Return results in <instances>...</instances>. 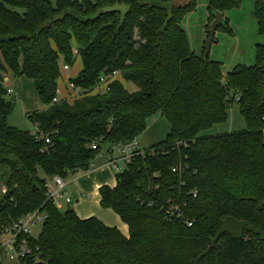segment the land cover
<instances>
[{
	"label": "trees",
	"instance_id": "obj_1",
	"mask_svg": "<svg viewBox=\"0 0 264 264\" xmlns=\"http://www.w3.org/2000/svg\"><path fill=\"white\" fill-rule=\"evenodd\" d=\"M240 1L209 0L207 27L212 10ZM196 2L0 0V234L36 211L45 218L29 244L50 264H264V7L255 0L256 63L223 77L221 62L195 54L181 26ZM77 56L81 68L69 80L79 95L53 101L60 61ZM7 74L33 80L39 109L26 118L49 143L8 124ZM101 77L106 87L96 91ZM233 101L245 128L201 135L226 120ZM156 113L169 122L166 137L98 189L128 236L49 198L39 170L51 180L87 171L104 145L137 139Z\"/></svg>",
	"mask_w": 264,
	"mask_h": 264
},
{
	"label": "rangeland",
	"instance_id": "obj_2",
	"mask_svg": "<svg viewBox=\"0 0 264 264\" xmlns=\"http://www.w3.org/2000/svg\"><path fill=\"white\" fill-rule=\"evenodd\" d=\"M209 0H197L195 8L184 14L181 18V26L186 31L188 42L191 50L195 54H201L205 51V39L208 30V22L210 12L207 8ZM255 0H241L240 3L231 9L224 10L223 16L227 19V27L229 30H225L222 26L217 27L214 33V40L209 47V58L221 62V69L223 77L226 73L232 70L237 65H252L256 63V49L255 44L262 42L263 38L258 31L257 20L254 15ZM22 11V9H18ZM204 54V52H203ZM63 65L62 60L60 61ZM81 60L77 56L74 62L69 65L68 70L61 69V75L58 79L62 83V76L65 78L75 77L80 70ZM68 86V78H67ZM125 81V80H124ZM69 88V87H68ZM96 91H102L95 88ZM34 91V87L32 88ZM13 92V90H12ZM71 90L69 89V93ZM69 93L66 97L69 96ZM8 98H15L14 93L7 95ZM15 100V107L11 115L8 116L7 122L9 125L14 126L23 131H34L37 125L26 118V114L23 111L21 104ZM70 100V99H69ZM36 104L39 106L38 99ZM169 122L160 114L156 113L147 120V125L142 133L137 137L142 148L149 147L152 144L164 139L169 131ZM245 128V122L241 116L237 104L233 101L227 110V118L224 122L212 125L201 131V135H217L221 133L239 131ZM140 147V148H141ZM113 148V147H112ZM103 152L100 156L107 154V146L102 147ZM106 153V154H105ZM114 155H120L114 150ZM101 157L96 160L104 159ZM118 171L124 169L126 163L122 160L117 162ZM117 171H114L116 173ZM7 175L6 168H0V198L2 197L3 184L5 176ZM38 175L45 178L48 183L52 180L45 176L41 170L38 171ZM55 204L60 209H64L67 204L63 199H58ZM70 205V204H69ZM71 206V205H70ZM41 230V222H36L30 225V235L36 238ZM4 236L1 237L3 240ZM6 238V236H5ZM4 238V239H5ZM1 264H15L14 260L8 257L7 253H3L0 257Z\"/></svg>",
	"mask_w": 264,
	"mask_h": 264
},
{
	"label": "crops",
	"instance_id": "obj_3",
	"mask_svg": "<svg viewBox=\"0 0 264 264\" xmlns=\"http://www.w3.org/2000/svg\"><path fill=\"white\" fill-rule=\"evenodd\" d=\"M69 75L67 74L65 78L62 76V83L59 81L57 83L59 98H64L69 93L66 81L67 78L69 80ZM114 78L120 80L126 90L130 92L136 90L135 85L124 81L120 73H117ZM4 85L13 90L12 93H14L15 99L21 104L25 114L39 109V106L36 104V100L38 99L37 93L35 89V93L32 91L34 87L32 79L25 76L12 77L7 74L4 77ZM137 142L139 147H141L138 138ZM106 151V155L100 156L103 152L102 150L100 155L94 158L89 170L71 173L65 179L64 191L70 197L71 202L69 204L79 218L96 217L103 224L116 227L124 236H128L127 224L111 208H103L99 202V187L103 185L113 187L116 183L114 170L108 165L111 155L108 153V150ZM101 157L105 158L96 163V160Z\"/></svg>",
	"mask_w": 264,
	"mask_h": 264
},
{
	"label": "built area",
	"instance_id": "obj_4",
	"mask_svg": "<svg viewBox=\"0 0 264 264\" xmlns=\"http://www.w3.org/2000/svg\"><path fill=\"white\" fill-rule=\"evenodd\" d=\"M61 69L68 70L69 65L63 63ZM107 84V81L104 80L103 77L100 78V83L97 84L95 88L103 90ZM68 87L71 90L69 93L68 98L70 100L76 98L79 95L80 88L68 80ZM6 92L8 95L12 93V89L6 87ZM59 99V95L53 98V101H57ZM236 99V98H235ZM35 138L44 137V141L49 143V138L43 136L40 131H33L32 132ZM96 145L93 144L92 148H95ZM113 147V148H112ZM108 153L111 155L110 159L108 160V165L114 171H118V164L119 160L124 161L125 163L129 162L132 156L139 152L143 153L142 148L139 147L137 139H133L128 143H115L113 144ZM114 150H116L120 155L115 156ZM152 152V151H150ZM175 168H173V171ZM48 185V195L49 198L53 200V202H57L58 199H64V202L70 203L71 199L68 197L64 191L65 188V180L59 176H54L52 178L51 183H47ZM45 218L44 213L40 212H31L17 221L13 222L11 225L6 227L3 232L0 234V257L2 254L7 253L8 257L11 260H14L15 264H36L37 261L43 262V264H50L46 260H41L36 256L37 248H32L29 244L30 240V225L35 224L36 222H43ZM6 236V238L1 240V237ZM30 259H33L31 262Z\"/></svg>",
	"mask_w": 264,
	"mask_h": 264
},
{
	"label": "water",
	"instance_id": "obj_5",
	"mask_svg": "<svg viewBox=\"0 0 264 264\" xmlns=\"http://www.w3.org/2000/svg\"><path fill=\"white\" fill-rule=\"evenodd\" d=\"M262 6L264 7V0H260ZM211 14L213 18L211 19L208 30H207V37L205 39V51H204V56H207L209 54V47L211 42L214 40V33L215 30L218 26H225L226 24V19L223 16V13L220 10H212ZM260 68L263 73V84H264V60L260 64ZM264 97V94H263Z\"/></svg>",
	"mask_w": 264,
	"mask_h": 264
}]
</instances>
